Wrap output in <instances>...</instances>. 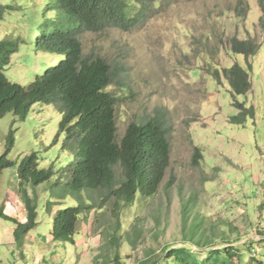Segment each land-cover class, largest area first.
Masks as SVG:
<instances>
[{"label":"rangeland","instance_id":"obj_1","mask_svg":"<svg viewBox=\"0 0 264 264\" xmlns=\"http://www.w3.org/2000/svg\"><path fill=\"white\" fill-rule=\"evenodd\" d=\"M18 1L0 0L14 6ZM20 1L31 2L33 10L43 0ZM157 2L149 19L129 32L111 28L85 32L80 38L84 55L103 57L128 87L117 107V139L130 122L155 116L168 130L170 163L159 190L153 197H139L121 213L120 264L161 258L166 247L188 246L202 254L226 243L241 250L234 263L264 264V0ZM19 18L17 12L1 22L0 37L25 38L29 27ZM234 37L260 43L257 54L248 58L251 69L243 55L231 51ZM56 59L22 45L4 74L10 82L26 86ZM235 63L248 72L251 88L234 99L228 83H219L214 72ZM236 103L254 109V118L244 126L229 122L239 113ZM60 119L53 105L42 103L34 104L23 120L12 113L0 118V156L7 151L12 131L13 146L6 157L14 163L0 173V215L26 220L17 188V168L24 157L35 153L40 169L54 170L73 160L61 148L65 134H58ZM196 149L202 158L193 163ZM54 181L36 188L37 225L21 243L14 239L15 225L0 216V264H113L108 236L116 219L110 202L78 222L74 245L51 241L55 213L75 204L70 198L47 204L55 200L49 188ZM28 194L33 197L30 188ZM185 206L189 216L184 223ZM195 223L199 229L194 240L201 235L207 242L199 248L189 241ZM136 233L141 236L135 238ZM127 236L135 238L134 249Z\"/></svg>","mask_w":264,"mask_h":264},{"label":"trees","instance_id":"obj_2","mask_svg":"<svg viewBox=\"0 0 264 264\" xmlns=\"http://www.w3.org/2000/svg\"><path fill=\"white\" fill-rule=\"evenodd\" d=\"M27 2V3H26ZM0 2V23L7 17L20 14V24L29 27L25 38L0 37V118L12 113L23 120L34 104L53 105L61 119L58 134L64 133L62 150L73 160L58 170L39 168L35 153L24 157L17 168L18 193L25 210V222L0 215L14 225L13 236L21 243L24 234L37 225L36 188L51 184L54 202L60 204L70 198L75 204L58 210L53 217L51 241L74 245L79 221L88 219L92 211H101L110 202L111 214L116 223L109 233L108 245L113 249V264H120L121 247L120 216L132 207L139 197H153L159 190L170 163L168 130L160 116L143 123L130 122L120 139H117L116 112L121 94L128 87L118 81L107 61L97 55H84L81 36L85 32L100 33L106 29L129 32L145 23L157 9V0H43L32 10L29 1ZM264 11V10H263ZM52 14L48 16V14ZM33 34V37H32ZM32 47L38 53L56 55V63L48 67L30 84L22 86L10 82L4 74L11 56L20 46ZM260 43L252 40H231L234 54L243 55L248 64L250 56L257 54ZM214 78L224 79L235 96L246 95L251 88L249 75L237 63L220 71ZM239 113L231 116L230 124L244 126L253 119L252 107L236 103ZM7 151L0 156V173L13 166L7 159L13 146V132L8 133ZM202 154L198 149L193 163ZM172 181L166 184L168 190ZM28 188L33 197L29 196ZM98 197H93V194ZM49 206V207H50ZM2 213V212H1ZM188 207H184V223L188 219ZM199 224L193 226L189 241L201 247L207 242L194 240ZM141 233H136L139 238ZM135 238L126 237L128 245L136 247ZM228 245V246H227ZM193 247H166L161 258L151 256L139 264H236L241 250L226 243L224 248H210L197 254ZM253 261V259H251Z\"/></svg>","mask_w":264,"mask_h":264},{"label":"crops","instance_id":"obj_3","mask_svg":"<svg viewBox=\"0 0 264 264\" xmlns=\"http://www.w3.org/2000/svg\"><path fill=\"white\" fill-rule=\"evenodd\" d=\"M264 156V155H263ZM263 156L261 157V158H263ZM264 165V164H263ZM262 165V166H263ZM250 166H252V165H250ZM260 185H262V187H264V178L261 180V184Z\"/></svg>","mask_w":264,"mask_h":264}]
</instances>
